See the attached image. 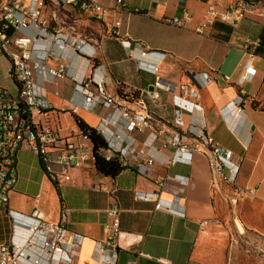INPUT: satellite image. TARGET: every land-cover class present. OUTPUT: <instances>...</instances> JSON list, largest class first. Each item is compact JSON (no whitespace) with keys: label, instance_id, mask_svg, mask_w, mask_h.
I'll return each mask as SVG.
<instances>
[{"label":"crops","instance_id":"crops-1","mask_svg":"<svg viewBox=\"0 0 264 264\" xmlns=\"http://www.w3.org/2000/svg\"><path fill=\"white\" fill-rule=\"evenodd\" d=\"M11 1L27 5L30 0ZM98 1L107 8L105 23L84 17L77 20L94 31V35H88L95 42L88 47V53L96 63L104 65L111 79L110 88L118 96L141 95L164 128L173 119L171 97L164 93L160 103L150 101L145 90L155 76L139 70L134 60L126 58L127 48L135 42L167 52V63L171 70L175 69L176 78L183 81L188 78L175 68V61L214 73V81L200 89L203 110L196 112L194 119L204 120L214 139L241 158L236 182L213 186L208 158L203 153H194L191 163H166L173 149L159 151V140L153 148L157 159L148 165V173L128 165L118 175L108 176L100 173L92 160L83 167L68 169L70 179L58 181L46 174L34 153L31 159L25 152L27 149H23L18 154L19 179L10 194L9 207L24 214H31L37 208L52 221L60 220L67 209L70 228L84 235L76 264H101L95 257L96 242L107 237L106 210L114 204L121 209L117 264H264L262 17L248 16L236 26L218 21L200 28L207 18V3L200 0H126L125 8H120L115 0ZM213 1L225 7L233 0ZM56 7L50 2L43 9L51 14L53 10L59 11ZM65 7L72 15L71 8ZM261 7L264 9V0ZM183 10L190 14L185 24L172 23L170 20ZM119 19L121 36L111 37L109 28ZM0 60V76L5 75L11 83L5 87L14 89L9 75L11 64L1 50ZM123 63L128 65L124 68ZM54 90L59 93L55 94ZM72 95L73 83L69 79L51 86L49 99L54 108L51 117L56 124L62 130L61 116L70 113L75 123L71 133L80 131L75 115L95 127L107 109L88 111L79 106L73 112ZM238 96L244 99L245 114L232 130L222 116V109ZM80 97L75 95L76 100ZM146 136L143 132L134 133L139 141ZM174 174L189 178L180 199L185 205V215L156 208L154 200L143 197L158 192L160 197L171 200L172 195L162 191L161 186L178 184L166 178ZM250 232L257 236V254L251 253V240L245 236Z\"/></svg>","mask_w":264,"mask_h":264},{"label":"built area","instance_id":"built-area-1","mask_svg":"<svg viewBox=\"0 0 264 264\" xmlns=\"http://www.w3.org/2000/svg\"><path fill=\"white\" fill-rule=\"evenodd\" d=\"M200 1L207 3V18L200 28L218 21L236 26L246 17L257 15L264 22L261 0H233L225 7L213 0ZM50 2L56 8L70 7L74 22L88 15L105 23L107 15V8L98 0H30L27 5L0 0V47L10 61L9 75L14 81V89L0 85V211L7 223L4 240L0 242V264H76L80 254L84 235L70 228L67 209L63 210L60 220L52 221L37 208L31 214H24L9 207L10 194L19 179L21 150L32 151L46 174L55 181L69 180L70 168L95 162L88 132L80 130L64 137L60 126L52 122L54 108L49 91L60 80L69 79L73 83V112L79 106L88 111L107 109L93 127L105 140L106 145L100 152L107 159L118 158L123 166H135L148 173V165L157 159L153 148L159 140V151L173 149V155L166 159L168 164L191 163L194 153L205 154L213 186L235 183L241 167V158H236L232 150L214 139L205 121L194 119L195 113L203 110L200 89L214 81L213 72L199 71L175 61V68L188 78L183 81L176 78L175 69L171 70L167 63V52L135 42L127 48V57L136 62L139 70L155 76L145 90L150 101L160 103L164 93L171 97L173 119L164 128L141 95L120 97L110 88L111 79L104 65L96 63L87 51L94 40L58 10L46 14L43 8ZM115 2L120 8L127 7L126 0ZM186 18L190 14L183 10L170 21L182 26ZM121 24L119 19L110 26L111 37L121 36ZM77 94L80 100L75 99ZM243 101L238 96L222 109V116L232 130L245 114ZM135 132L147 136L139 141L134 137ZM166 178L178 183L161 186L162 191L172 195L171 200L160 197L158 192L143 197L154 200L156 208L185 215V205L180 199L189 178L179 174ZM106 213L107 237L96 242L95 257L101 264H117L121 209L114 204Z\"/></svg>","mask_w":264,"mask_h":264},{"label":"rangeland","instance_id":"rangeland-1","mask_svg":"<svg viewBox=\"0 0 264 264\" xmlns=\"http://www.w3.org/2000/svg\"><path fill=\"white\" fill-rule=\"evenodd\" d=\"M58 9L59 11L61 12V14H64L68 17L66 18L65 15H62L64 16V18L69 21L70 23L72 24H76V26L78 27V29L83 32L85 35H94L92 33H94L93 29H91V27H86V25L82 24V23H77V22H74V17L71 16V14L69 13V11L66 9L65 6H58ZM86 18V19H91L90 17H87V16H82L80 19H83ZM0 50H1V47H0ZM2 52V50H1ZM127 58V56H126ZM129 59V58H128ZM0 64H2V61L0 60ZM128 64H130L128 62ZM127 63H123L122 66L125 68V66L128 65ZM119 67L121 68V65H119ZM3 70L5 71V68L3 67ZM0 85L2 86H11V83H10V80L7 79V77L5 75H2L0 76ZM121 86V85H120ZM80 117V116H79ZM52 122L54 124H56V121L53 119V116H52ZM61 125H62V130H61V135L62 136H67V135H70L71 132L74 130L75 128V123H74V119L72 118L71 114L68 113L67 115H62L61 116ZM25 152L28 154V157L33 159L35 157V155L33 154L32 151L30 150H25ZM40 166V165H39ZM6 228H7V223H6V220L2 217H0V242H2L4 240V234H3V231H6ZM5 229V230H4ZM246 238L251 240L250 242V248H251V253L252 254H257L258 253V247H256L257 245V236H255V234L253 232H250L248 234H245Z\"/></svg>","mask_w":264,"mask_h":264},{"label":"trees","instance_id":"trees-1","mask_svg":"<svg viewBox=\"0 0 264 264\" xmlns=\"http://www.w3.org/2000/svg\"><path fill=\"white\" fill-rule=\"evenodd\" d=\"M81 131L89 133L93 143V153L95 156L94 165L96 169L105 175L116 176L124 168L118 158L107 159L101 154V149L105 147L106 143L102 136L96 133L95 129L87 124L81 117L74 116Z\"/></svg>","mask_w":264,"mask_h":264}]
</instances>
